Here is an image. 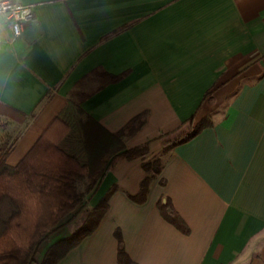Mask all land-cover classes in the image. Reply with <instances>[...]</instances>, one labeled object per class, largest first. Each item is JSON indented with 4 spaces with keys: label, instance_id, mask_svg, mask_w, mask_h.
<instances>
[{
    "label": "crops",
    "instance_id": "obj_1",
    "mask_svg": "<svg viewBox=\"0 0 264 264\" xmlns=\"http://www.w3.org/2000/svg\"><path fill=\"white\" fill-rule=\"evenodd\" d=\"M13 1L34 15L19 37L0 20V134L19 136L7 164L56 118L116 133L143 115L126 147L151 142L144 159L115 160L86 202L115 186L107 212L57 264H118L117 230L136 264H264V0ZM193 116L215 124L164 151ZM155 156L162 171L136 203ZM167 198L189 234L162 215Z\"/></svg>",
    "mask_w": 264,
    "mask_h": 264
},
{
    "label": "trees",
    "instance_id": "obj_2",
    "mask_svg": "<svg viewBox=\"0 0 264 264\" xmlns=\"http://www.w3.org/2000/svg\"><path fill=\"white\" fill-rule=\"evenodd\" d=\"M119 77L112 76V80ZM76 93L73 105L86 99ZM212 100L208 91L204 100ZM143 115L134 118L116 133L104 131L98 125L83 129L81 155L67 151L65 144L76 132V124L56 118L42 137L16 166H10L6 157L14 147L18 135L3 137L0 134V264H34L40 245L58 228L72 220L77 208L84 206L115 160L145 158L151 142L128 149L126 139L144 124ZM78 124V123H77ZM211 116L196 121L193 116L183 123L184 129L173 138L164 151L187 142L207 127L214 126ZM79 125V124H78ZM80 131V130H79ZM164 159L155 156L143 167L148 175L142 180L140 192L131 196L139 204L147 201L152 182L161 173ZM117 187L113 186L91 208L88 226L79 232L58 240L49 246L38 264H57L85 237L95 231L109 207V200ZM164 218L184 234L190 228L175 210L170 199L159 202ZM119 242L118 264H136L124 248L120 230L115 232Z\"/></svg>",
    "mask_w": 264,
    "mask_h": 264
},
{
    "label": "rangeland",
    "instance_id": "obj_3",
    "mask_svg": "<svg viewBox=\"0 0 264 264\" xmlns=\"http://www.w3.org/2000/svg\"><path fill=\"white\" fill-rule=\"evenodd\" d=\"M83 133H80L79 130L73 133L72 137L67 140L65 148L68 152L72 154L81 155V148L83 147ZM90 210L91 207L86 204L76 209V211L71 215L72 220L63 225L59 231L51 234L39 247L38 253L36 255V261L40 262L43 259V256L47 249L52 243L56 242L60 237L65 235H72L75 232L81 231L83 228L88 226V220L90 219ZM35 262L34 264H38Z\"/></svg>",
    "mask_w": 264,
    "mask_h": 264
},
{
    "label": "built area",
    "instance_id": "obj_4",
    "mask_svg": "<svg viewBox=\"0 0 264 264\" xmlns=\"http://www.w3.org/2000/svg\"><path fill=\"white\" fill-rule=\"evenodd\" d=\"M31 6L21 4L13 0H7L5 4L4 16L10 21L13 33L19 37L24 28V24L33 18Z\"/></svg>",
    "mask_w": 264,
    "mask_h": 264
},
{
    "label": "clouds",
    "instance_id": "obj_5",
    "mask_svg": "<svg viewBox=\"0 0 264 264\" xmlns=\"http://www.w3.org/2000/svg\"><path fill=\"white\" fill-rule=\"evenodd\" d=\"M6 3H7V0H0V20L3 19Z\"/></svg>",
    "mask_w": 264,
    "mask_h": 264
}]
</instances>
